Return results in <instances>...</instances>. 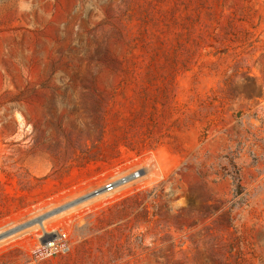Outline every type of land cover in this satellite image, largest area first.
I'll return each mask as SVG.
<instances>
[{
    "label": "rangeland",
    "instance_id": "1",
    "mask_svg": "<svg viewBox=\"0 0 264 264\" xmlns=\"http://www.w3.org/2000/svg\"><path fill=\"white\" fill-rule=\"evenodd\" d=\"M0 264H264V0H0Z\"/></svg>",
    "mask_w": 264,
    "mask_h": 264
},
{
    "label": "built area",
    "instance_id": "2",
    "mask_svg": "<svg viewBox=\"0 0 264 264\" xmlns=\"http://www.w3.org/2000/svg\"><path fill=\"white\" fill-rule=\"evenodd\" d=\"M139 176V170H134L126 175L110 179L100 188L94 189L92 194L93 196L110 194L129 181L139 178ZM68 251L69 244L66 233L55 230L48 232L47 236L39 241L34 256L36 259H45L60 254H66Z\"/></svg>",
    "mask_w": 264,
    "mask_h": 264
},
{
    "label": "trees",
    "instance_id": "3",
    "mask_svg": "<svg viewBox=\"0 0 264 264\" xmlns=\"http://www.w3.org/2000/svg\"><path fill=\"white\" fill-rule=\"evenodd\" d=\"M234 182H236V188L239 189V185H238V181H237V179L234 180Z\"/></svg>",
    "mask_w": 264,
    "mask_h": 264
}]
</instances>
